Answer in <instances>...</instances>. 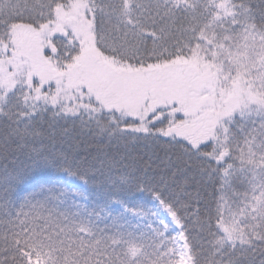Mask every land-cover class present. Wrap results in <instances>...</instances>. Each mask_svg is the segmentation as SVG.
Returning <instances> with one entry per match:
<instances>
[{
	"label": "snow or ice",
	"instance_id": "obj_1",
	"mask_svg": "<svg viewBox=\"0 0 264 264\" xmlns=\"http://www.w3.org/2000/svg\"><path fill=\"white\" fill-rule=\"evenodd\" d=\"M0 264H264V0H0Z\"/></svg>",
	"mask_w": 264,
	"mask_h": 264
}]
</instances>
